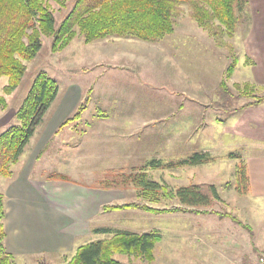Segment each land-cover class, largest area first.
Instances as JSON below:
<instances>
[{
  "label": "rangeland",
  "instance_id": "obj_1",
  "mask_svg": "<svg viewBox=\"0 0 264 264\" xmlns=\"http://www.w3.org/2000/svg\"><path fill=\"white\" fill-rule=\"evenodd\" d=\"M48 1L59 27L76 0H64L65 6L59 0ZM191 11L188 5H180L174 32L159 41L110 36L86 43L76 28L77 35L73 41L64 49L54 52L52 38L44 36L37 56L26 62L27 69L19 85L6 95V109H10L7 110L10 114L16 111L41 72L57 81L58 93L25 146L19 162L12 166V171L18 175L21 170L28 172L27 167L34 165L32 176L61 172L81 185L91 187L105 169L116 166L111 152L114 151V144L122 142L111 140L113 133L106 137L102 132L99 141L95 142L99 148L92 150V159L85 163V158L79 157H82L80 149H86H79L73 144L77 141L73 139L75 133H71L70 126L52 139L36 161L31 156L33 150L43 143L42 131L46 121L61 109H71L73 115L89 96L85 107L87 111L80 125H85L86 120L97 121L100 112L103 118H109L106 124L111 129L112 125L117 124L141 127L139 144L135 145L136 141L128 142V139L123 142V145L127 143L126 146H129L126 152H139L132 160H136V163L129 167L148 164L157 155L160 156L158 160L166 162L188 158L197 152L192 145L198 139L203 144L215 146L213 151L207 153L218 159L198 169L185 165L176 169L148 170L151 178L170 185L185 183L190 176V182L200 180L218 184L221 186V199L209 208L215 212L101 210L95 217V222L98 221L95 226H121L139 232L157 230L162 235L155 247L153 261L122 254H116V258L123 264H264V260H261L264 256V196L256 197L236 191L233 182L237 159L227 158L229 153H239L247 158L264 152V102L240 109L239 106L253 98H238L235 94L225 97L219 86L222 78H225L233 93L238 94L234 83L249 81L255 87L254 92L264 96V84H256L245 78L252 76L251 60L245 57L243 48L251 14L246 8L242 23L233 35L221 31L212 36L197 24ZM231 65H234V71L229 75ZM8 80L7 76L0 77V94H4ZM220 98L227 101V107H217ZM199 103L207 105L206 123L201 129H195L198 115L204 112V109H199ZM193 109L195 116L186 118ZM216 117L225 119L224 125L215 124L213 121ZM16 123L14 116L7 126ZM230 135L232 137L228 140ZM187 137L190 149L185 142ZM171 138L183 145L174 149V153L165 143ZM222 138H226V141L219 143ZM89 168L94 172L91 173ZM32 192L35 193L33 188ZM100 195L101 199L111 204L144 202L156 207L179 205L170 199H162L159 203L143 200L137 197L133 187L118 191L103 189ZM96 232L89 238L81 239L80 244L107 237ZM198 238H202L201 243H197ZM213 248H218L220 252ZM76 250L68 253L66 259H70ZM66 259L59 256L37 259L26 256L15 261L16 264H63Z\"/></svg>",
  "mask_w": 264,
  "mask_h": 264
},
{
  "label": "trees",
  "instance_id": "obj_2",
  "mask_svg": "<svg viewBox=\"0 0 264 264\" xmlns=\"http://www.w3.org/2000/svg\"><path fill=\"white\" fill-rule=\"evenodd\" d=\"M59 2L66 5L64 0ZM182 4L191 8L192 17L197 24L212 36L221 31L233 35L248 8V0H76L57 27L56 14L48 0H0V77L7 76L9 79L4 86V94H0V109L8 107L6 95L11 94L19 85L27 69L26 62L37 56L44 36L52 38L54 52L64 49L73 41L77 35L76 28L86 43L110 36L159 41L174 32L175 17ZM233 71L234 65L229 66L228 74ZM219 86L225 97L235 94L238 98H253L238 108L264 102V96L256 94L254 85L249 81L234 83L238 94L233 93L225 78H222ZM57 93L58 84L54 78L45 72L36 76L28 95L15 111L17 123L0 132V178L12 176V166L19 161ZM88 99L89 96L63 125L80 118ZM225 103L227 101L220 98L218 105L227 107ZM227 158L237 159L234 188L239 193L249 194L251 184L245 158L239 153H229ZM215 159L210 153L197 151L181 160L166 162L153 159L148 164L131 169L111 167L105 169L92 186L102 189L133 187L137 197L143 200L159 203L162 199H170L179 204L174 207H156L144 202H125L105 204L104 211L140 208L155 213L215 212L209 208L221 199L216 184L191 182L170 185L151 178L148 173L150 168L176 169L185 165L206 164ZM48 177L68 179V176L60 172L50 173ZM5 214V200L0 194V264H16L14 255L7 251L5 245ZM96 230L107 237L80 245L63 264H123L116 258V254L153 261L155 247L162 239L157 230L136 232L110 227Z\"/></svg>",
  "mask_w": 264,
  "mask_h": 264
},
{
  "label": "crops",
  "instance_id": "obj_3",
  "mask_svg": "<svg viewBox=\"0 0 264 264\" xmlns=\"http://www.w3.org/2000/svg\"><path fill=\"white\" fill-rule=\"evenodd\" d=\"M248 8L251 14V24L244 37L243 48L246 55L245 57L251 60L250 65L252 67V76H245V78L256 84H264V0H248ZM261 104L263 103L257 105ZM199 106V109H204V112L198 115L199 120L195 124V129H201L206 123L205 111L207 105L199 103ZM217 107L223 108L220 105H217ZM8 109L0 110V132L5 129L4 127H8L7 125L11 123L15 116V112L10 114L8 112L10 109ZM86 111L87 108L82 112L80 118L73 120L66 125H63V123L66 119L71 117L73 110L68 109L66 111L61 109L55 115L51 116V118L46 121L44 125L45 127H43V143L33 150V154L31 155L32 158L36 161L52 139L61 134L67 126H70L71 133H75L76 136L72 135L74 137L73 139L77 141V143L74 142L73 144L79 147V149L80 147H85L86 149L85 151L80 149L82 157H79L85 158V163H88V159H92V150L99 148L95 142L99 141V137H101L103 135L102 132H104L106 137L113 133L114 138L112 137L111 140L114 139L115 141L119 140V142H122L121 144L118 143L113 146L114 151L111 152V156L115 158L114 162L116 164L113 168L131 169L137 167H129V165L136 163V160H132L135 159V156L138 155L139 152H126L125 149L129 146H126L127 143H124L123 145V142H126L128 139V142L136 141L135 145L139 144L138 142L142 138V135H140L141 127L117 124L114 126L112 125L111 129L108 127V124H106L107 120L109 121V118H103V115L100 112L97 115L99 117L97 121L93 120V122H89L90 120H86L85 125H80L79 122ZM233 111L237 110L233 109ZM233 111L229 113H233ZM123 115L125 116L127 114ZM192 116H195L194 109L186 118L190 119ZM213 122H215V124L224 125L225 119L219 120L218 117H216ZM117 123L121 122L118 121ZM188 125L190 126L191 123H188ZM235 131H237V127H235ZM176 132L178 131L176 130ZM172 133L174 134V132ZM221 137L220 134L219 138ZM231 137L232 136L230 135L228 140ZM145 138L146 136L143 137V139ZM224 140L226 141V138L219 139V143H224ZM185 142L187 148L190 149L189 137L185 139ZM195 142L196 144L192 145L193 149H196L199 152H210L215 149V146L203 144L199 139ZM165 143L168 144V148L172 153H174V149L181 146L183 147L182 144L175 143L173 138L168 139ZM106 155L109 156V153ZM155 157L158 158L160 156L157 155ZM217 160L218 159L206 164L215 163ZM245 161L250 176V194L256 197L264 196V152L261 154L255 153L250 155L245 158ZM203 165L204 164L194 165V167L198 169ZM33 167L34 165L28 166V172L21 170L18 175L13 172L10 177L0 178V194L4 196L6 210L5 245L7 251L13 254L15 259L26 256H31L36 259L45 257L54 258L55 256H59L66 259L68 253L75 251L76 248L81 245V239L91 237L93 233L97 231L96 229L103 227L126 229L121 228V226H95V223L98 222H95V217L99 215L101 210H103V205L111 204L108 203L109 201L101 199L100 190H103L102 188H95L92 185L91 187L83 186L80 182H76L70 177H68L67 180L49 178L48 175L50 173L47 175L43 174L42 176H32L31 173ZM108 168H110V166ZM89 169L91 170V173L94 172L93 169ZM192 174L195 175L194 172ZM190 177L187 182L182 184L191 183ZM193 183L203 182L197 180ZM216 185L221 189V186L218 184ZM32 188L36 194L32 192ZM104 190L118 191L122 189ZM130 209L140 208H124L119 210L123 211ZM128 230L131 229L128 228ZM132 231L139 232L137 230ZM96 233L99 235L103 234L99 232ZM103 235L106 236V234ZM197 240V243H199L202 238H198ZM206 242L212 244L209 241ZM213 250H218V252H220L218 248H213Z\"/></svg>",
  "mask_w": 264,
  "mask_h": 264
},
{
  "label": "built area",
  "instance_id": "obj_4",
  "mask_svg": "<svg viewBox=\"0 0 264 264\" xmlns=\"http://www.w3.org/2000/svg\"><path fill=\"white\" fill-rule=\"evenodd\" d=\"M261 260H264V256H263V257H261Z\"/></svg>",
  "mask_w": 264,
  "mask_h": 264
}]
</instances>
